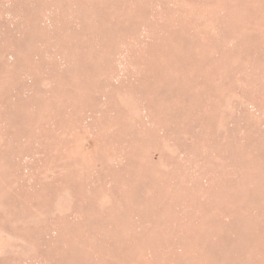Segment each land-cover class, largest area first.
Returning <instances> with one entry per match:
<instances>
[{"label":"rangeland","instance_id":"obj_1","mask_svg":"<svg viewBox=\"0 0 264 264\" xmlns=\"http://www.w3.org/2000/svg\"><path fill=\"white\" fill-rule=\"evenodd\" d=\"M0 264H264V0H0Z\"/></svg>","mask_w":264,"mask_h":264}]
</instances>
